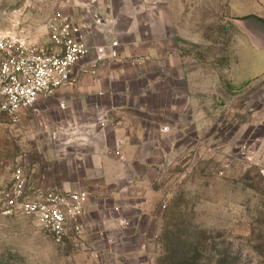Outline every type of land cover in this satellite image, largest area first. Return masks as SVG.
<instances>
[{
  "label": "rangeland",
  "instance_id": "rangeland-1",
  "mask_svg": "<svg viewBox=\"0 0 264 264\" xmlns=\"http://www.w3.org/2000/svg\"><path fill=\"white\" fill-rule=\"evenodd\" d=\"M91 4L0 0V37L43 43L44 25L55 12L86 25ZM197 4L180 5L175 17L191 76L192 115L199 108L201 116L187 119L186 127L184 119H170L173 130L163 136L162 155L142 185L130 178L115 190H87L90 210L82 230L61 244L34 220L0 211V264H167V245L179 238L180 247L189 242L203 249L209 264L224 256L232 264H264V40L234 25L222 1ZM69 128L55 124L47 104L24 113L18 124L0 118V202L18 169L29 196L66 192L55 184L69 179L71 158L59 155L55 137L66 138ZM114 197L132 203L123 214L127 225L105 212L114 208L110 202L95 206ZM140 201L143 216L136 222L132 207Z\"/></svg>",
  "mask_w": 264,
  "mask_h": 264
},
{
  "label": "crops",
  "instance_id": "crops-1",
  "mask_svg": "<svg viewBox=\"0 0 264 264\" xmlns=\"http://www.w3.org/2000/svg\"><path fill=\"white\" fill-rule=\"evenodd\" d=\"M188 1L192 0H92L93 5L87 7L91 45L118 41L120 57L94 71L90 57L74 68L70 85L37 104L54 108L55 124L70 127L66 138L55 137L59 155L71 158L69 179L57 182L55 188L66 192L115 190L130 178L142 185L148 172L156 168L151 162L162 155L163 136L173 130L170 119H184L186 127L187 119L201 116L199 108L192 115L191 76L176 36L175 15ZM199 1L202 6L204 0ZM220 1L233 24L248 38H255L246 22H264V0ZM90 10H96L103 23ZM106 202L114 208L105 212L112 219L121 217L120 224L127 225L123 214L132 203L114 197L99 199L95 206L105 207ZM132 208L139 213L138 222L143 216L142 201ZM89 210L90 194L88 215Z\"/></svg>",
  "mask_w": 264,
  "mask_h": 264
},
{
  "label": "built area",
  "instance_id": "built-area-1",
  "mask_svg": "<svg viewBox=\"0 0 264 264\" xmlns=\"http://www.w3.org/2000/svg\"><path fill=\"white\" fill-rule=\"evenodd\" d=\"M44 31L43 43L18 35L0 37V118L14 124L40 100H49L70 85L80 63L93 57L94 71L120 57L118 41L91 45V29L63 11L55 12ZM25 190L26 181L18 169L13 186L2 194L3 215L34 220L57 244L81 232L88 215V192L47 191L29 196Z\"/></svg>",
  "mask_w": 264,
  "mask_h": 264
},
{
  "label": "trees",
  "instance_id": "trees-1",
  "mask_svg": "<svg viewBox=\"0 0 264 264\" xmlns=\"http://www.w3.org/2000/svg\"><path fill=\"white\" fill-rule=\"evenodd\" d=\"M180 245L181 238H179L175 245L173 243L167 245V264H209L204 259L203 249H200L199 246L191 249V245L193 244L189 242L186 244V247H180ZM215 264H232V261H228V257L224 256L219 258Z\"/></svg>",
  "mask_w": 264,
  "mask_h": 264
},
{
  "label": "water",
  "instance_id": "water-1",
  "mask_svg": "<svg viewBox=\"0 0 264 264\" xmlns=\"http://www.w3.org/2000/svg\"><path fill=\"white\" fill-rule=\"evenodd\" d=\"M90 12L96 21H98L99 23H103V21H101L99 13L96 10H90ZM246 28L252 33V35L264 40V23L249 19L246 22Z\"/></svg>",
  "mask_w": 264,
  "mask_h": 264
}]
</instances>
